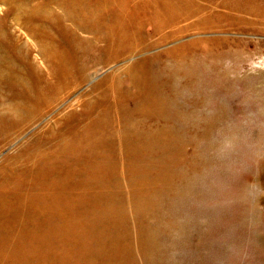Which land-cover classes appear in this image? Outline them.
Wrapping results in <instances>:
<instances>
[{"label": "rangeland", "instance_id": "374dc122", "mask_svg": "<svg viewBox=\"0 0 264 264\" xmlns=\"http://www.w3.org/2000/svg\"><path fill=\"white\" fill-rule=\"evenodd\" d=\"M16 1L32 17L0 0V57L24 71L7 82L13 94L0 80L4 125L15 121L16 98L38 105L35 73L48 69L40 41L59 48L72 70L68 31L95 39L97 67L36 120L0 134V264H264V9L251 15L250 0L235 22L185 29L178 0ZM40 7L46 12L36 15ZM138 42L145 47L132 53ZM112 72L116 93L97 91ZM149 97L160 108L137 110ZM129 136L134 151L122 144ZM105 212L121 220L107 227Z\"/></svg>", "mask_w": 264, "mask_h": 264}, {"label": "bare ground", "instance_id": "6f19581e", "mask_svg": "<svg viewBox=\"0 0 264 264\" xmlns=\"http://www.w3.org/2000/svg\"><path fill=\"white\" fill-rule=\"evenodd\" d=\"M11 1H15L17 3L16 0H9V2ZM203 1V0H202ZM205 3L203 2H197L195 3L194 1L192 0H178L177 1V6L179 8V15L177 14V17L179 18V21H181L182 23L180 24V28L183 27L185 29H191V27L193 26H198V27H202V28H205V29H212V28H220L221 24L223 23V21H229V22H235V20L237 21L238 18H239V13L242 9H247V11H249L250 9L247 8L248 5H251V2L250 0H204ZM254 1V7H253V12L251 10V15H260V13L262 14L263 13V9H264V6L261 10H259V8L255 5V2H259V1H262V0H253ZM18 5H15L14 7L17 8L16 10V13H19V15H22L25 19H30L32 17V14H30L25 5H20L19 3H17ZM24 4V3H23ZM263 5H264V1H263ZM175 7V6H174ZM46 8L45 7H40L35 13H38L36 15H39V13H45L46 11ZM177 11V10H176ZM174 13V12H173ZM202 13H208L207 14H202ZM172 14V13H171ZM210 14H216V17L221 19L222 21H212L210 20L209 18V15ZM206 19L203 20L202 17L206 16ZM167 16V15H166ZM21 17V16H20ZM19 17V18H20ZM15 18V17H14ZM176 18V17H175ZM190 18H193L192 20H189ZM213 19V18H212ZM176 20V19H174ZM185 20H189L188 22L185 23ZM203 20V21H201ZM22 22V21H21ZM184 22V23H183ZM203 23V24H202ZM26 24V23H25ZM93 26H96L94 23H92ZM176 24V23H175ZM179 24V22L177 23ZM173 25V24H172ZM200 25V26H199ZM21 26V24H20ZM165 27V26H164ZM174 27V26H173ZM163 28V27H162ZM160 29V28H159ZM164 30V29H163ZM162 30V31H163ZM201 30V29H200ZM69 34L72 36L73 38V47H74V50H75V54H76V66L74 69L72 70H69L67 65H66V58L64 56L63 53H61L60 49L59 48H52L50 47L48 44L47 41H40L39 44L36 45V47L39 48V52L40 54H42L43 58L45 59V62H47V73H41L39 71H37L35 73V80H34V88L33 90L36 91V96L34 98V102L35 103H38L37 106H35L33 104V106L31 104H28V102H26L24 99H17L14 100L15 102V105L12 107V111H14V116H15V121L14 122H9L7 123L6 125H4L2 123V119H0V134H3V133H7V132H11V131H6V130H9V129H12V127H15V126H18L19 129L23 128L24 125L26 124H29L31 123L32 121L36 120L38 118V116H40L47 108H49L52 103L56 100H58L63 92H65L69 86L73 85L74 83L76 84L77 82V78H85L87 76H89L90 74H92V70H94L96 67H97V59H95L96 57L95 56H92L90 57V53H93L95 54V42L94 40L95 39H92V38H89V37H79L77 36L75 33L71 32V31H68ZM174 32V31H173ZM172 33V32H171ZM25 46V44H24ZM26 47H28L26 45ZM35 47V48H36ZM145 47V43H141V42H138L136 43L135 45H132L130 47V50L132 51V53H134V51H137V50H140L142 48ZM30 48V47H29ZM20 51V50H19ZM21 52V51H20ZM19 52V53H20ZM26 53V51H25ZM110 53V51H109ZM21 54V53H20ZM23 54V53H22ZM96 55V54H95ZM95 57V58H94ZM108 60H112L111 57H107ZM106 60V59H105ZM107 60V61H108ZM13 59H9L7 60L6 58L4 57H0V65H2V67H0V80L2 79L3 83H4V88L6 90V92L8 93H14V90L12 89V86H9V82L12 78L11 76H14V77H22V73H24V71L21 69L19 72H16V71H12L9 69V66L10 64L13 63ZM113 61V60H112ZM111 62V61H110ZM61 67V69H60ZM60 72L59 75H57V72ZM120 71V70H119ZM122 71V70H121ZM119 73V75H121V72ZM127 71V72H126ZM126 74H128L130 77L127 78L128 81L131 83V85L133 86L136 81V77H137V71L135 69H133L132 67H129L128 70H126ZM72 72H76V73H72ZM46 74V75H44ZM10 75V77H8ZM115 75L116 73L115 72H112L108 75V78H107V75L105 78H103L102 81H99L97 85V91L100 92V89H102L103 91V88L106 90V91H110L111 93H116V91L114 90L115 87H113V82H114V78H115ZM46 76V78H44ZM152 76V75H151ZM150 76V77H151ZM62 77V78H61ZM44 78V79H43ZM48 78H50L48 80ZM152 78V77H151ZM154 78V77H153ZM54 79V80H53ZM144 79V78H143ZM13 80V79H12ZM109 82V83H107ZM193 83V82H191ZM155 87V86H154ZM113 88V89H112ZM157 88V87H156ZM155 88V89H156ZM0 89H1V85H0ZM104 90V91H105ZM148 90V89H147ZM154 91V89H153ZM94 92V91H93ZM159 92V91H158ZM2 93V92H1ZM95 93V92H94ZM3 94V93H2ZM91 94V93H90ZM150 94V93H149ZM153 94V93H152ZM113 95V94H112ZM155 95V94H153ZM157 95V94H156ZM160 95V94H159ZM152 96V95H151ZM6 98L5 96H1V99L2 98ZM88 97V95L86 96ZM155 97V96H154ZM146 98V97H145ZM144 98V99H145ZM151 98V97H149ZM159 97H157V99L155 98H151V100H141L142 103H140L139 105H137V110L139 111H143V112H149L151 111L152 109V106H161V101H159L158 99ZM164 100V98H163ZM88 100H84V105H85V102H87ZM165 103V101H164ZM162 103V104H164ZM9 109V108H8ZM121 109V108H120ZM70 110V109H69ZM124 110H127L124 109ZM160 111V110H159ZM72 112V111H71ZM70 111H68L65 115V116H68L69 114H71ZM162 114V113H161ZM63 116V117H65ZM216 118V117H215ZM211 122H212V119H211ZM213 127V126H212ZM209 129V128H208ZM211 130V129H210ZM46 131V130H45ZM138 135V134H137ZM136 136V135H135ZM140 136V135H139ZM122 144H125L126 147L130 148L131 146V150L134 151V145L129 143V140H130V136L129 137H122ZM26 141V140H25ZM158 141V140H157ZM156 143V142H155ZM158 143V142H157ZM130 145V146H129ZM136 145H137V142H136ZM140 145V144H139ZM143 146V145H141ZM148 146V145H147ZM140 148V147H139ZM181 148V147H180ZM111 150V148L108 146L106 148V151L109 152ZM137 157L139 156H136V159L137 160ZM139 159V158H138ZM164 159V158H163ZM107 160V163H106V167H109L108 169H115L118 165V163H115V160L112 159V158H108V157H105V161ZM134 160V161H135ZM144 160V159H143ZM166 161V160H165ZM119 162V161H118ZM136 162V161H135ZM132 164V163H130ZM143 164V163H142ZM135 165V166H134ZM145 165H138V164H135L133 163L132 164V167L131 165L129 166L130 167V170L131 168H137V167H141V168H144ZM188 166V165H187ZM134 170V169H133ZM138 172V171H137ZM142 172V171H141ZM136 173V170L135 172ZM144 174V173H143ZM131 175V174H130ZM137 176H140V177H136L137 179H134L133 178L131 179V183L129 184V187L130 189H133L135 185V182L140 180L141 177H143L142 174H139ZM133 177V176H132ZM131 178V177H129ZM134 193V192H133ZM94 194V193H93ZM100 194L97 193V206H98V203H99V200H100ZM86 200V199H85ZM138 201V200H137ZM2 202V200H1ZM133 202V201H132ZM153 203V202H151ZM3 205L6 206V209L7 211L9 210L8 208L10 207L9 203H2ZM33 204L36 205V203L34 202ZM39 204V202H38ZM47 204V205H46ZM96 204V203H95ZM134 204V203H133ZM136 204V203H135ZM154 204V203H153ZM40 206L44 207L45 205V209L46 207L49 206L48 202H44L43 204H39ZM37 205V206H39ZM77 205V203H76ZM53 207V206H52ZM64 207V206H62ZM96 207V206H95ZM93 207V208H95ZM99 207V206H98ZM97 207V208H98ZM136 207V206H135ZM154 207V206H153ZM50 208V207H49ZM57 208V207H56ZM137 208V207H136ZM34 209H35V206H34ZM59 209V208H58ZM57 209V210H58ZM60 209H62L60 207ZM59 209V210H60ZM64 209V208H63ZM32 210V209H31ZM71 210V209H70ZM107 210H110V207L107 208ZM33 211V210H32ZM63 211V210H62ZM67 211V209H66ZM65 211V213H66ZM69 211V209H68ZM99 211H101V208L99 207ZM57 212V211H56ZM59 213H61V211H58ZM94 212V211H93ZM47 213V212H46ZM81 212H79L78 214H80ZM107 214L110 215V220L108 221H105L103 220V223L107 224V227H109L112 223H116V218L112 217L113 215H111V213H108V212H105ZM62 214V213H61ZM76 214V216L78 215ZM68 215V214H67ZM75 216V214H73ZM62 216V215H61ZM81 216H84V215H81ZM91 216V214H90ZM35 217V216H34ZM63 217V216H62ZM78 218H80L79 216H77ZM75 217V218H77ZM97 217V216H96ZM32 218V217H31ZM65 217L61 218V219H64ZM74 218V219H75ZM103 218V216H102ZM119 218V217H118ZM117 220H121V218H119ZM95 219V218H94ZM100 217H97V223L101 220H99ZM30 220V219H29ZM35 220V218H34ZM53 220V219H52ZM64 220H67L66 218ZM63 220V221H64ZM36 221V220H35ZM33 221V222H35ZM69 221V220H67ZM89 221V220H88ZM32 222V221H31ZM32 222V223H33ZM37 222V221H36ZM74 222V221H72ZM81 222V221H80ZM102 222V221H101ZM7 223V222H6ZM117 223L119 224L120 222L117 221ZM15 224V223H14ZM37 224H39L37 222ZM21 225H22V222H21ZM40 225V224H39ZM42 225V224H41ZM85 225H88V224H85ZM103 225V224H102ZM101 226V225H100ZM12 226H10L11 228ZM94 227V226H93ZM98 227V226H97ZM104 226H102L103 228ZM106 227V228H107ZM7 228V227H6ZM22 228V227H21ZM82 228V227H81ZM96 228V226H95ZM111 228V227H110ZM114 228V227H113ZM88 229V228H87ZM104 229V228H103ZM30 230V229H29ZM83 230V229H82ZM90 230V229H89ZM100 230L99 228H97V231ZM31 231V230H30ZM29 231V232H30ZM78 231V230H77ZM94 232V231H93ZM103 231H100V233H102ZM26 233V232H24ZM24 233H21L19 236H17L16 238L22 243L23 242V239H24ZM31 233V232H30ZM90 233V232H89ZM99 233V232H98ZM99 233V234H100ZM61 234V233H60ZM96 234V233H95ZM116 235V237L114 236ZM98 236V235H97ZM100 236V235H99ZM107 236V235H106ZM109 236V235H108ZM118 232H115L111 235V237H113V243H116L117 245L123 247V244L121 242V237H118ZM151 236V235H150ZM91 237V235H90ZM110 237V236H109ZM67 238V236H66ZM65 238V240H66ZM108 238V237H107ZM148 236L145 237V240H147ZM152 238V237H151ZM150 238V239H151ZM72 239V238H71ZM70 239V240H71ZM30 240V239H28ZM102 240H105L104 237L102 238ZM152 240V239H151ZM63 241V240H62ZM106 241V240H105ZM111 241V240H110ZM141 241H143L141 239ZM14 242V241H13ZM29 242V241H28ZM149 242H152V241H149ZM70 243V242H68ZM72 243V242H71ZM142 243V242H141ZM139 243V244H141ZM70 247H71V244H69ZM110 245V244H109ZM125 245V244H124ZM138 245V244H137ZM66 246V245H65ZM127 246V245H126ZM129 249L132 247L133 248H136L137 246H135L134 244H129ZM140 247V246H139ZM138 247V249H139ZM17 248V247H16ZM141 248V247H140ZM25 249V248H24ZM30 249V248H28ZM121 249V248H120ZM128 249V248H127ZM130 249V250H131ZM35 250V249H34ZM73 251V250H72ZM134 251V250H133ZM70 252V251H69ZM75 252V251H74ZM131 253V252H130ZM6 254V253H5ZM29 254V252H28ZM73 254V253H72ZM129 254V253H127ZM7 255V254H6ZM33 255V254H32ZM68 255V254H67ZM123 255H126L123 254ZM4 256V255H3ZM2 256V257H3ZM26 256V255H25ZM35 256V255H34ZM46 256V255H45ZM24 257V256H23ZM33 257V256H32ZM36 257V256H35ZM39 257V255H38ZM65 258V257H64ZM79 258V257H78ZM10 259V257H9ZM31 259V258H30ZM36 259V258H35ZM32 260V259H31ZM145 262V261H144Z\"/></svg>", "mask_w": 264, "mask_h": 264}]
</instances>
